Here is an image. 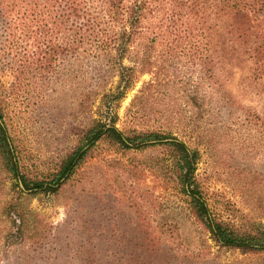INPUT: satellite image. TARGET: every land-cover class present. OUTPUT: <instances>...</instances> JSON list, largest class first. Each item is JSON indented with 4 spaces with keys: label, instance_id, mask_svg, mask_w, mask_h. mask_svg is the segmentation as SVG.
<instances>
[{
    "label": "rangeland",
    "instance_id": "obj_1",
    "mask_svg": "<svg viewBox=\"0 0 264 264\" xmlns=\"http://www.w3.org/2000/svg\"><path fill=\"white\" fill-rule=\"evenodd\" d=\"M215 1L160 3L124 58L82 51L59 59L48 82L28 75L17 89L19 59L35 42L18 10L7 25L1 14L0 105L21 175L53 173L95 120L115 121L126 132L186 141L199 153L195 175L214 214L264 226V71L248 54L229 60L231 18ZM254 18V42L264 45V13ZM97 149L57 194L26 191L0 153V264H264V253L222 246L195 220L189 198L159 168L170 164L166 147ZM132 157L147 166L127 172ZM14 202L21 232L2 208ZM146 229L156 234L152 249Z\"/></svg>",
    "mask_w": 264,
    "mask_h": 264
},
{
    "label": "trees",
    "instance_id": "obj_2",
    "mask_svg": "<svg viewBox=\"0 0 264 264\" xmlns=\"http://www.w3.org/2000/svg\"><path fill=\"white\" fill-rule=\"evenodd\" d=\"M165 2L187 5L195 0H0V15L6 25L9 24L10 14L18 10L16 20L19 23L25 21V26L28 22L27 33L35 42L34 51L30 55L24 53L19 59V67L15 71L17 81L13 87L17 89L19 84L21 87L24 81L30 79L28 75L35 78L36 83L48 82L49 72L55 71L60 60L79 55L82 51L97 58H124L142 34L144 20L158 10L160 3ZM215 4L221 11L229 13L231 18L227 24L230 37L223 46L229 60H235L239 54H248L257 69L264 71V45L254 42L256 28L253 24L254 16L264 13V0H216ZM131 84L130 76L121 96ZM0 118L3 122H0V153L10 173L15 177L21 176L26 191L59 193L77 177L79 167L97 155L99 146L106 145L116 152L127 153L163 145L170 164L160 160L159 168L189 198L190 213L195 220L222 246L240 249L244 253H264L263 225L237 226L214 214L195 175L199 153L174 134L137 130L126 132L120 130L115 121L109 126L98 119L86 129L77 149L62 161L56 171L31 178L21 175L16 148L5 124L1 105ZM129 162L131 164L127 165L126 171L130 173L147 166L137 157H132ZM82 174L81 178L85 177L86 172ZM2 206L17 226V232H21L26 221L23 213L15 209L18 204L4 203ZM143 234L146 249L156 247L155 232L147 230ZM13 237L14 233L9 232L7 243H11ZM160 250L159 245L156 251Z\"/></svg>",
    "mask_w": 264,
    "mask_h": 264
}]
</instances>
